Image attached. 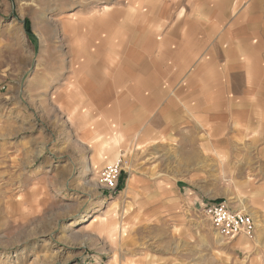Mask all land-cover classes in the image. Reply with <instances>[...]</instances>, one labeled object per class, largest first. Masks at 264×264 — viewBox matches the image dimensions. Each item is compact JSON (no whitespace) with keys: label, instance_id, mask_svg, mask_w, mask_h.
I'll return each instance as SVG.
<instances>
[{"label":"rangeland","instance_id":"rangeland-1","mask_svg":"<svg viewBox=\"0 0 264 264\" xmlns=\"http://www.w3.org/2000/svg\"><path fill=\"white\" fill-rule=\"evenodd\" d=\"M236 20L257 34L234 42L261 49L240 57L260 85L264 0H0V264H264V88L216 130L169 107L224 65L231 40L203 45L204 30ZM216 202L253 234L216 232Z\"/></svg>","mask_w":264,"mask_h":264},{"label":"crops","instance_id":"crops-1","mask_svg":"<svg viewBox=\"0 0 264 264\" xmlns=\"http://www.w3.org/2000/svg\"><path fill=\"white\" fill-rule=\"evenodd\" d=\"M249 3V7L250 5L256 4L255 1H251ZM234 14H232V17L229 20H233ZM243 17L247 20L250 19V16L247 13H244ZM238 20H236V24L233 23L232 26H229L228 24L225 25L227 22L215 26L216 32H218L219 30L222 31L221 33H219V35L215 33V27H209L204 30V39L200 40L201 44L204 43L203 45H207L208 42H212L211 39L213 35L214 38L218 40L219 43H221V45L225 42L224 34H226V36L229 37V40H231V42H225L228 43V47L223 48V51L219 53V56H221L224 61V65L221 64L222 66L220 68H218L217 66L215 68L206 66L204 69L200 70L202 73L198 78L199 80L197 79L198 81L189 83L192 86L190 88H188V82L180 83L178 86L174 85L176 87L175 94H177L178 97L174 100L170 99L169 101V107H171L175 115L174 119H185L183 115L190 114L191 119L195 121H212L213 123L209 127L211 130H216L221 126V122L230 120L233 121L237 119L235 114L239 112L240 106H250L252 104V97H250L249 90L252 91V89L260 87L264 88V81L260 85L257 84V82L253 81V68L251 65L247 64L250 61V58L254 59L256 57L258 60H260L259 63H261V58H263L262 51H260L261 49H257L256 46L254 47V49L244 48L242 45V48H240L239 46L236 47L238 43L234 42L240 38L238 30H243L246 34V37L255 35V30L249 27L250 24H248L249 22L247 21L246 25H244L247 27H243L242 29H239L238 27L234 28V25H240V22ZM174 31H176V28L174 29ZM187 35L185 33V35L181 39V41L183 42L182 51L184 56H186V53L189 49V43L186 39H190V41H192L190 36L187 38ZM202 49L203 48L200 45L198 46V44L192 43L191 54L194 56L193 58L197 57V55H200L199 53L200 51H202ZM242 53H245L247 55V57L249 58L247 59L248 62L243 63L240 61V57L241 55H243ZM185 64L186 61L183 62L184 66ZM240 76L244 77V81L242 82V84L240 82ZM192 88L193 91H191ZM240 89L244 90V95L242 97L240 96ZM144 102L145 101H143L142 103ZM149 102L151 104L148 103L147 105H152V110H154V112L160 111L159 106L163 105L156 100H151ZM181 106H183L184 112L186 113L181 112ZM138 110L139 108L137 107V111ZM246 110L249 111V107H247ZM142 111L144 112L143 108ZM248 114L249 113L247 112V115ZM205 126L207 125L205 124ZM206 128L208 129V127ZM212 150L216 152L219 149L215 147L212 148ZM190 157L195 159V156ZM190 157H188V160ZM190 160L192 159L190 158ZM246 181L247 180L245 178L242 180L243 183H245Z\"/></svg>","mask_w":264,"mask_h":264},{"label":"built area","instance_id":"built-area-1","mask_svg":"<svg viewBox=\"0 0 264 264\" xmlns=\"http://www.w3.org/2000/svg\"><path fill=\"white\" fill-rule=\"evenodd\" d=\"M119 166L112 165L102 173L104 179L112 182L117 176ZM219 234L234 239L238 236H251L255 230V222L251 215L231 211L226 202H216L205 206L202 211Z\"/></svg>","mask_w":264,"mask_h":264},{"label":"bare ground","instance_id":"bare-ground-1","mask_svg":"<svg viewBox=\"0 0 264 264\" xmlns=\"http://www.w3.org/2000/svg\"><path fill=\"white\" fill-rule=\"evenodd\" d=\"M108 13V12H107ZM109 16V15H108ZM102 17V16H101ZM92 19H94V15L93 16H89L87 19H86V21H85V23H88L89 21H92ZM71 22L69 21V22H67L66 23V25H68V27L70 28V30L73 32V36L75 37L76 36V27H74L75 25H71L70 24ZM93 23V22H92ZM89 25H91V24H89ZM78 38V37H77ZM91 52V51H90ZM87 58H88V61L90 60V56H87ZM135 61V60H134ZM93 62V58L90 60V63H92ZM107 64V63H106ZM121 73H123L122 75H120L121 76V79L123 78H125L126 76H128L123 70H122V72ZM89 74H92V72L90 71L89 72ZM178 75V74H177ZM119 76V77H120ZM137 77V76H136ZM136 80V79H135ZM114 81V80H113ZM137 82V81H136ZM91 83H94V82H91ZM91 87V86H90ZM144 99V98H143ZM144 101V100H143ZM119 124V123H118ZM116 126V125H115ZM114 142H113V145H115L116 144V142H115V140H113ZM112 143V142H111ZM110 144V143H109ZM108 146H110V145H108ZM107 145H106V147H108ZM98 207V206H97ZM96 211H98V209H96L94 212H96Z\"/></svg>","mask_w":264,"mask_h":264},{"label":"trees","instance_id":"trees-1","mask_svg":"<svg viewBox=\"0 0 264 264\" xmlns=\"http://www.w3.org/2000/svg\"><path fill=\"white\" fill-rule=\"evenodd\" d=\"M26 30H27L28 35L32 36V33L30 31V23L28 21L26 22Z\"/></svg>","mask_w":264,"mask_h":264}]
</instances>
